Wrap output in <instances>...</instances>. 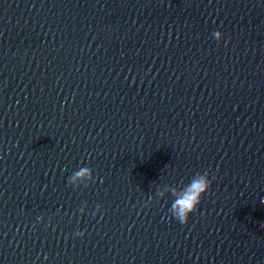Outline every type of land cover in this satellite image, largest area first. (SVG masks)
I'll list each match as a JSON object with an SVG mask.
<instances>
[{
    "label": "water",
    "instance_id": "1",
    "mask_svg": "<svg viewBox=\"0 0 264 264\" xmlns=\"http://www.w3.org/2000/svg\"><path fill=\"white\" fill-rule=\"evenodd\" d=\"M0 264H264V0H0Z\"/></svg>",
    "mask_w": 264,
    "mask_h": 264
},
{
    "label": "clouds",
    "instance_id": "2",
    "mask_svg": "<svg viewBox=\"0 0 264 264\" xmlns=\"http://www.w3.org/2000/svg\"><path fill=\"white\" fill-rule=\"evenodd\" d=\"M214 36L218 39L220 34L214 32ZM90 170L84 169L74 174L73 179L84 178L89 175ZM211 181L207 175H199L186 184L179 190L173 200L170 213L180 223H186L189 215L197 210L201 202L202 196L208 191ZM76 235L82 236L83 232H78Z\"/></svg>",
    "mask_w": 264,
    "mask_h": 264
}]
</instances>
